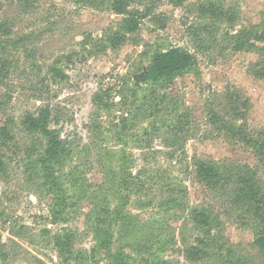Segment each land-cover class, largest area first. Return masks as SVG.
Wrapping results in <instances>:
<instances>
[{
  "label": "rangeland",
  "instance_id": "374dc122",
  "mask_svg": "<svg viewBox=\"0 0 264 264\" xmlns=\"http://www.w3.org/2000/svg\"><path fill=\"white\" fill-rule=\"evenodd\" d=\"M2 1L16 28L0 42V264H264L263 220L237 193L250 170L264 194V0H138L139 30L117 48L125 16L107 2ZM172 48L189 70L137 82ZM45 107L67 144L48 165L23 124ZM196 161L232 181L207 187Z\"/></svg>",
  "mask_w": 264,
  "mask_h": 264
},
{
  "label": "trees",
  "instance_id": "16d2710c",
  "mask_svg": "<svg viewBox=\"0 0 264 264\" xmlns=\"http://www.w3.org/2000/svg\"><path fill=\"white\" fill-rule=\"evenodd\" d=\"M20 3H28L31 0H18ZM100 2H107L111 5L112 10L121 16H125L124 25H123V33L116 32L111 37V45L113 48H117L121 44L126 41L128 34L136 33L139 30L143 15L142 12L138 10H132L131 6L133 3L138 0H97ZM174 4H181L185 0H168ZM5 3L0 0V13L4 11ZM16 28V23L13 19H6L0 21V42L1 36L10 38L14 29ZM243 48V47H242ZM3 51L0 52L1 55H4ZM0 61V83L3 81V76H6L8 73V68L10 63L3 56ZM195 58L189 52L181 49V48H172L167 51H160L156 53L152 59L150 66L147 68L145 78L143 83L150 84H160L163 82H168L175 79L178 75L184 73L189 70L194 64ZM136 86H140V84H136ZM95 105L98 107H104V96L99 93L95 97ZM1 101H0V110H1ZM52 109L50 107L42 108L39 114L29 113L25 116L23 124L30 132H39L41 133L46 141L47 148L45 151V163H53L59 160L66 154L67 152V144L64 139L61 138L59 131L55 129H51L49 127L51 117H52ZM9 131L7 128L0 130V142L9 138ZM2 145L0 143V172L4 168V163L1 158L2 154ZM260 148V147H259ZM259 152L264 157V147L260 148ZM264 163V158H263ZM196 171L199 179L206 184L207 187L211 189L222 188L230 182L232 179L231 174L229 172H224L218 166L211 164L209 162L196 161ZM249 173H246L241 180L238 181L239 189H238V199L242 202L248 204V209L250 213H254L256 217L262 219V225L264 227V194L261 195V188L258 186L255 181V177L251 174L252 172L248 170ZM232 181V180H231ZM138 188H141L142 184L139 182L136 184ZM168 199L166 201L167 204L174 205L173 208L178 206V199ZM238 200V201H239ZM117 209V208H116ZM116 212L122 213V210L117 209ZM197 217L196 219H209L210 215L206 211H195ZM96 219H106L103 214V211L100 209L95 212ZM104 222V221H103ZM102 224V223H100ZM69 241H71L68 238ZM61 245V243L59 242ZM62 246V245H61ZM256 246L264 250V232L261 237L256 241ZM195 252L197 254L204 253L203 250L199 248H195ZM5 255L4 244L0 239V259H2Z\"/></svg>",
  "mask_w": 264,
  "mask_h": 264
},
{
  "label": "water",
  "instance_id": "95a60500",
  "mask_svg": "<svg viewBox=\"0 0 264 264\" xmlns=\"http://www.w3.org/2000/svg\"><path fill=\"white\" fill-rule=\"evenodd\" d=\"M145 74H146V73H143V74H141L140 76H137V77H136L137 82L142 83L143 80H144V78H145Z\"/></svg>",
  "mask_w": 264,
  "mask_h": 264
}]
</instances>
